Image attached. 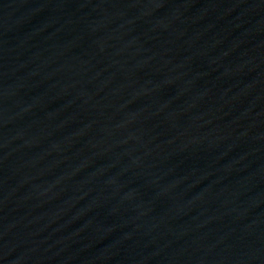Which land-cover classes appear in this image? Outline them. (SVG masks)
<instances>
[{
  "label": "water",
  "instance_id": "95a60500",
  "mask_svg": "<svg viewBox=\"0 0 264 264\" xmlns=\"http://www.w3.org/2000/svg\"><path fill=\"white\" fill-rule=\"evenodd\" d=\"M0 264H264V0H0Z\"/></svg>",
  "mask_w": 264,
  "mask_h": 264
}]
</instances>
